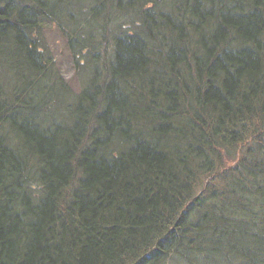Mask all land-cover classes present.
<instances>
[{"label":"trees","instance_id":"16d2710c","mask_svg":"<svg viewBox=\"0 0 264 264\" xmlns=\"http://www.w3.org/2000/svg\"><path fill=\"white\" fill-rule=\"evenodd\" d=\"M195 255L264 264V0H0V264Z\"/></svg>","mask_w":264,"mask_h":264},{"label":"rangeland","instance_id":"374dc122","mask_svg":"<svg viewBox=\"0 0 264 264\" xmlns=\"http://www.w3.org/2000/svg\"><path fill=\"white\" fill-rule=\"evenodd\" d=\"M50 37H48V44L50 49V54L54 56L56 59L60 70L62 71L63 75L70 80L73 91L78 92L80 90L81 84L78 81L77 73L75 69V62L73 58L70 57L68 49L64 44L63 39L59 36L54 35L50 32ZM90 69L84 68L81 72V77L83 81H86L90 77ZM227 264L225 260L218 258V260H209L205 259L200 255H195L193 257L192 264ZM169 264H190L187 260L181 258L180 256H174L169 261Z\"/></svg>","mask_w":264,"mask_h":264}]
</instances>
